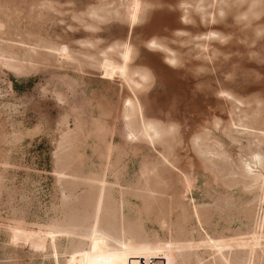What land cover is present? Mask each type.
I'll return each mask as SVG.
<instances>
[{"label": "rangeland", "instance_id": "1", "mask_svg": "<svg viewBox=\"0 0 264 264\" xmlns=\"http://www.w3.org/2000/svg\"><path fill=\"white\" fill-rule=\"evenodd\" d=\"M93 227L264 264V0H0V264Z\"/></svg>", "mask_w": 264, "mask_h": 264}, {"label": "bare ground", "instance_id": "2", "mask_svg": "<svg viewBox=\"0 0 264 264\" xmlns=\"http://www.w3.org/2000/svg\"><path fill=\"white\" fill-rule=\"evenodd\" d=\"M59 57L66 59L68 55L60 53ZM125 59L124 54L121 62H124ZM101 67L105 77L111 78L116 75V66L111 61H102ZM89 239L87 247L71 253L67 264H138L137 259H141L143 264H149L151 259L155 260L158 257L164 258V264H170L172 258V254L167 248L153 245H134L129 239H118V245L110 246L106 238L97 235L95 227L90 230ZM238 245L248 244L239 243ZM249 245L255 247L259 245V240L255 239Z\"/></svg>", "mask_w": 264, "mask_h": 264}, {"label": "water", "instance_id": "3", "mask_svg": "<svg viewBox=\"0 0 264 264\" xmlns=\"http://www.w3.org/2000/svg\"><path fill=\"white\" fill-rule=\"evenodd\" d=\"M138 264H142V260L141 259H137Z\"/></svg>", "mask_w": 264, "mask_h": 264}]
</instances>
